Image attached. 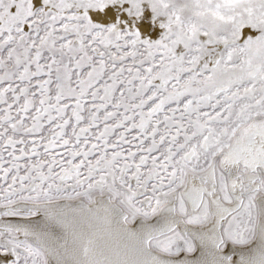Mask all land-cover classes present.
<instances>
[{
	"label": "snow or ice",
	"instance_id": "obj_1",
	"mask_svg": "<svg viewBox=\"0 0 264 264\" xmlns=\"http://www.w3.org/2000/svg\"><path fill=\"white\" fill-rule=\"evenodd\" d=\"M0 264H264V0H0Z\"/></svg>",
	"mask_w": 264,
	"mask_h": 264
}]
</instances>
